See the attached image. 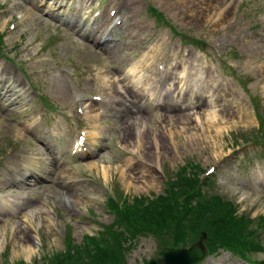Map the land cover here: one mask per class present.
<instances>
[{"label": "rangeland", "instance_id": "obj_1", "mask_svg": "<svg viewBox=\"0 0 264 264\" xmlns=\"http://www.w3.org/2000/svg\"><path fill=\"white\" fill-rule=\"evenodd\" d=\"M9 1L0 0V31L5 29L8 34L4 47L12 51L11 55L17 56L18 61H27L30 70L38 73L36 80L41 90L54 102L53 106L58 107L53 124L60 125L47 127L54 125L44 120L46 112L30 100L33 94L25 84L23 89L30 96L24 95L26 99L17 108L20 112L10 111L12 120L0 116V155L10 153L4 162L0 161V171L4 173L14 159L19 165H29L31 160L41 157L36 153L35 143L39 128L48 134L52 144L64 151L62 137L69 134L75 139L79 131L75 121L81 115L79 110L84 102L81 97L104 93L102 95L114 102V96L119 97L117 95L125 89L119 88L116 95L109 96L111 84L119 87L130 79L132 87L126 86L128 91L133 93L131 90L137 88L144 96L139 105L157 103L150 92L161 55L178 53L169 60V66L181 64L183 74L187 73L189 62L203 66L200 68L203 81L194 85V91L200 93L204 89L209 95L204 92L194 98L189 96L190 108L184 106L177 113H148L147 110L145 114L134 113L118 123L117 128L114 124L118 120L117 114L111 107L119 110L120 106L95 103L92 109L101 114L96 121L99 127L94 131L95 140L88 141L89 149L95 155L85 161L73 158L77 163L57 170L55 183L49 187L18 194L6 191L0 197V264H40L43 252L63 251L68 237L84 242L86 235L98 234L102 223L107 225L114 220L115 213L105 203L116 189L127 199L135 195L153 198L164 191L167 179L173 177L185 162L197 163L203 169L216 163L219 167L211 176L212 190L235 202L238 215L249 217L255 225L260 217H264V148L248 144L242 138L251 136L258 125L252 98L264 105V34H257L264 32V0H235L233 4L231 0H164L163 5H158V0H138L134 6L139 21L135 30L139 29L140 38L132 51L138 46L145 50L135 54L137 57L131 66H125V70H119L115 76L105 71L103 63L107 64V56L90 52L91 48L85 47L79 33L65 24L68 20L83 24L84 14L89 9L102 3L111 9L116 0H87L80 11L74 12L73 9L82 3L78 0L74 8H65L63 14L59 11V16L49 14V9L53 8L52 0H35L38 6L46 2L41 12L29 11ZM150 6L156 7L161 19L168 21L172 28L204 40L206 51L201 52L196 45L186 46L170 25L157 21ZM129 17L126 16L127 21ZM249 21L257 23L254 31H251ZM236 31L241 34L236 35ZM152 34L157 35V41L149 44L153 40L150 41L148 35ZM216 36L225 38V42L212 43ZM252 44L258 47L255 56L249 54L253 53L249 48ZM225 61L233 65V69H229ZM112 63L114 67L119 66L117 62ZM13 70L24 81L18 70ZM251 74L258 77H250ZM59 81L60 85L57 84ZM106 82L108 85H101ZM262 113L264 116V109ZM27 115L35 116L37 126L34 123L30 126L32 121ZM82 121H88L87 117H82ZM86 128L83 126L82 130ZM130 128L132 135L125 139ZM235 141H239L238 147L233 146ZM40 162L50 167L47 160ZM62 179L64 182L60 184L64 188L86 186L89 196L76 195L74 199L60 195L53 188L61 186L58 183ZM69 179L80 182L66 184ZM39 196L43 198L39 199ZM8 209L17 215L1 216L12 214ZM200 232L192 238L198 239ZM257 232L259 239L264 240V226L257 227ZM24 234L29 237L25 238ZM7 247L10 248L8 254L4 253ZM160 251L156 238L138 237L137 246L128 252V262L142 264L160 255ZM257 255L263 258L264 253ZM235 259L231 263L227 258L223 264H247L239 257Z\"/></svg>", "mask_w": 264, "mask_h": 264}, {"label": "trees", "instance_id": "obj_2", "mask_svg": "<svg viewBox=\"0 0 264 264\" xmlns=\"http://www.w3.org/2000/svg\"><path fill=\"white\" fill-rule=\"evenodd\" d=\"M172 187V190H166V194L153 198L135 196L123 213H118L114 228L86 236L80 244L70 242L68 251L54 252L49 262L42 260L40 264H127L126 243L133 242L138 235L161 233L170 238L183 234L186 229L197 231L202 228L211 232L209 246L214 248L226 241V236L222 238L225 229L237 228L245 232L247 224L244 219L236 223L231 220L228 226L229 204L225 205L218 196H212V202L209 201L206 206L182 207L195 199L194 177L182 173ZM109 206L114 211L112 202ZM246 254L250 257L248 252Z\"/></svg>", "mask_w": 264, "mask_h": 264}, {"label": "bare ground", "instance_id": "obj_3", "mask_svg": "<svg viewBox=\"0 0 264 264\" xmlns=\"http://www.w3.org/2000/svg\"><path fill=\"white\" fill-rule=\"evenodd\" d=\"M23 3L28 4V5H34L36 4L33 0H21ZM85 1V0H84ZM133 1V0H132ZM131 0H128L127 2L119 5V14L122 16V18H125V16H130L128 21H124V23H121L119 20L116 19H112L110 17H105L103 18V23L98 25V29H103L105 28V25L107 27V29L110 31V33L114 34L117 31H122L125 38H110L109 40V45L105 46L101 43H99V45H101L103 48L101 49H96V52L98 54H105L109 57V59H111L113 62H117L119 64V66L114 67V74H119V69H121L125 63V61L128 59V54L131 50V46H135V43L138 41V39L140 38V33H139V29L133 30V28L135 29L137 27V22H136V14H135V7L132 9L129 5L132 2ZM42 6L39 7V11H41ZM114 20V21H113ZM110 26V27H109ZM102 32V30H101ZM110 36V35H109ZM97 43V42H95ZM88 47V46H86ZM253 47V46H252ZM123 63V65H122ZM10 70L12 71L13 77L12 79H15L16 77V73L10 68ZM149 70H151V67H149ZM126 78V77H125ZM128 79V78H127ZM126 86H128L129 88L132 87V82L131 80H127L124 83ZM24 85L23 81H20V86ZM133 92V94L135 95V99L139 102H141V100L144 98L143 94L137 89H133L131 90ZM13 97V99H12ZM24 99L23 96H17L16 92L14 90V88L12 86H8L7 88H5V85L3 83V80H1L0 78V100H4L6 102V105L0 104V116L4 117L6 119H11L10 111L9 108L12 106V111L14 113H17L19 110H17L18 104L22 102V100ZM8 100H11V102L9 103ZM166 111H170L172 113H177L179 112V108L180 105L179 104H174V103H165L162 104ZM141 114L142 113V105H140L137 110L135 112H131L129 114L126 115L127 118L132 117L133 114ZM15 118H17V116L14 115ZM26 117H30V116H26ZM140 119H142V116H137ZM210 115L207 114V118L210 119ZM31 119V124L30 126L32 127L33 123L36 122V119L34 117H30ZM124 122V120H122L120 123ZM133 124H131L132 126ZM130 126H127L126 128H128ZM28 130V129H27ZM29 131V130H28ZM132 135V128H130V130L128 131V133H125L124 138L127 139L130 138ZM158 137V136H157ZM156 143L158 142V139L154 138ZM41 151L42 154L44 156V159H48V160H52V159H56L58 160V156L57 154H55L54 152H51L47 146H42L41 147ZM11 164V167L9 168L7 174L5 175V177L2 179V182H9V183H13L14 181H17L20 184L19 187V191H28L31 189H36V188H40L43 187L45 184V180L46 178H44V175L37 172V171H32L28 174H24V172L22 171V169L19 166V162L18 160H13ZM65 168H68L66 166H64ZM63 167V168H64ZM49 170L46 171V173H48ZM13 175H18L19 178H14ZM64 180L62 179L61 181H59L58 185H61L60 183H63ZM79 187V186H78ZM67 187L64 188L61 186H57V188H53L54 190L57 191V193H59L60 195H64V196H68V197H73L75 199L76 195H86L89 196V191L86 189V186L84 187ZM2 189V187H0ZM25 238H28V234H24Z\"/></svg>", "mask_w": 264, "mask_h": 264}, {"label": "water", "instance_id": "obj_4", "mask_svg": "<svg viewBox=\"0 0 264 264\" xmlns=\"http://www.w3.org/2000/svg\"><path fill=\"white\" fill-rule=\"evenodd\" d=\"M205 251L206 250L201 243L192 247L190 250H181V251H177V252L165 251L166 258L164 261L167 264H177L180 261L183 262V263L181 262L182 264H194L195 262H197L198 260H200L204 256ZM178 253H180V254H178Z\"/></svg>", "mask_w": 264, "mask_h": 264}]
</instances>
